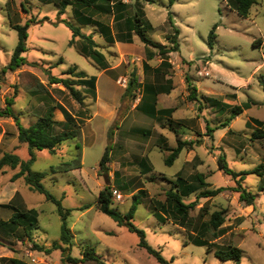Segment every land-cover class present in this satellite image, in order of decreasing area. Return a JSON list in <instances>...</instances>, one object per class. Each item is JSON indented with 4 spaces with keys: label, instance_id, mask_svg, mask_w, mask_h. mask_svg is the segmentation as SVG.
Returning a JSON list of instances; mask_svg holds the SVG:
<instances>
[{
    "label": "rangeland",
    "instance_id": "1",
    "mask_svg": "<svg viewBox=\"0 0 264 264\" xmlns=\"http://www.w3.org/2000/svg\"><path fill=\"white\" fill-rule=\"evenodd\" d=\"M56 1L0 0V110L4 109L6 99H11L10 108L25 127L52 105L57 121L65 120L60 106L79 122L77 115L87 110L89 120L80 125L76 139L63 141L52 154L45 149L30 151L26 143L17 139L14 118L2 116L0 157L12 153L21 161H28L32 155L30 170L45 173L42 185L60 200L62 207L70 209L66 219L72 235L70 255L79 258L83 249L90 247L104 264H158L137 246L135 233L97 210V193L109 186L123 196L121 201L111 199V207L121 213L128 212L133 194L139 189L144 191L131 221L143 231L147 244L169 264H264V127L263 137L255 138L256 126L252 122L253 119L264 122V92L260 84L264 78V0H256L246 17L237 14L230 0H179L172 7L169 0H139L138 15L145 26L150 25L146 26V35L152 41L167 44L166 35L171 33L168 17L178 29V52L169 57L172 91L159 95L157 105L172 107L173 111L170 117L155 120L133 109L132 104L137 86L145 79L163 85L166 80L142 72L143 59L124 47L106 43L94 25L80 24L71 6L60 11ZM135 1L128 0L126 15H135ZM91 12L95 19L112 23V14L96 9ZM63 21L91 37L96 45L94 50L105 57L106 70L83 54L86 40L77 36L69 44L72 33ZM26 22L29 26L27 49L22 54L24 62L11 70L6 67L17 43V31L11 25ZM214 24L216 37L209 49L207 35ZM257 39L262 40L261 46H253ZM132 40L133 53L138 52L137 47L145 48L136 34H132ZM158 59L149 64L155 65ZM70 68L87 77L96 75V102L84 88L76 86L84 95L80 105L65 87L48 82L49 76L71 78L65 73ZM135 74L141 76L140 82ZM186 77L197 89L194 99L190 98ZM123 79L125 84L121 85ZM244 102H249V107L231 119L230 107ZM125 115L127 119L123 120ZM151 122L163 124L162 128H155L161 132L163 143L155 142L157 135L148 134ZM170 125L182 140L192 141V147L181 150L173 164L166 165L164 159L176 145ZM135 127L141 129L135 132ZM105 148L109 162L101 169L99 160ZM145 155L152 168L148 173L141 172L138 164ZM221 155L231 170L245 174L232 178L223 173L217 166ZM78 159L79 168L58 171ZM19 169L4 166L0 170V220L8 222L13 212H19L32 241L20 226L0 225V264H11L9 258L26 264H65L60 250L50 253L42 250L59 242L61 218L57 207L42 194L31 191L22 177L12 181ZM199 173L207 186L196 191L188 189L186 185L197 183L193 177ZM236 181L253 195V205L239 201L238 192L234 191ZM218 187H224L218 195L200 196L204 189ZM170 188L179 189L183 203L195 202L188 210L189 226L157 214L153 203L164 202V193ZM215 210L224 211L221 225L224 233L216 238L209 228L202 242L195 243L200 225ZM230 246L242 250L238 261L221 260L214 255V251Z\"/></svg>",
    "mask_w": 264,
    "mask_h": 264
},
{
    "label": "trees",
    "instance_id": "2",
    "mask_svg": "<svg viewBox=\"0 0 264 264\" xmlns=\"http://www.w3.org/2000/svg\"><path fill=\"white\" fill-rule=\"evenodd\" d=\"M45 3H50L55 0H42ZM145 2H151V0H142ZM58 6L60 7V11L64 9L66 6L72 7V12L76 20L83 25H94L98 32L103 36L106 42L112 43L116 40L131 43L132 42V34H136L142 44L145 46V57L146 60H151L155 55L159 56L160 63L157 68H151L146 62L143 63L144 70H152L156 75H160L162 73L163 68L171 67L170 63L168 62L169 54L172 52H178V42H177V34L178 29L173 25L172 20L168 17V22L171 26V33L166 35L167 44H161L155 41H152L146 35V26L150 27V25L144 24V21L139 17L138 13L141 12V3L139 0L135 1L136 4V13L134 16L126 15V8L128 6L127 3L123 2L122 0H57L56 1ZM233 4L234 9L236 10L237 14L246 17L249 14V9L253 4H256V0H230ZM173 3V0H169V5ZM92 9H96L99 13L104 14H112L114 21L122 20L124 29L118 31L115 36H112L111 29L109 25L105 24L104 22L95 19L92 15ZM63 25L67 27L72 33V39L69 41V44L73 42L74 37H81L87 41V47H83L82 52L84 55L89 57L95 63L99 65V67H105V57L102 53L94 50L96 46L93 43V40L90 36H86L82 34L78 27L74 26L72 23L63 21ZM29 24L26 22L23 25L19 24H12L11 27L17 31V43L13 50L12 56L6 68L14 70L19 65L23 64L24 59L22 54L26 51V41H27V30ZM217 25L214 24L211 30L208 32L207 35V46L209 49L213 47V41L216 37L215 29ZM262 40L257 39L253 41V46H261ZM153 48L154 50H152ZM264 55V52H263ZM3 68L1 71H4ZM65 73L70 74L71 78L68 77H55L49 76L48 82L50 84H60L65 87L70 95L75 99L80 105L83 104L84 95L80 92V90L76 89L75 87H82L84 88L85 92L92 98L95 97V82L96 76L87 77L83 72H77L74 68H70ZM187 85L190 88V98H195L196 87L191 85L189 78L186 77ZM131 83V82H130ZM260 84L262 85V89L264 92V78L260 79ZM169 90V88H168ZM165 90V86H162L160 92H168ZM215 105H219L216 100H213ZM249 102H244L240 106H233L230 107V118L232 119L243 109L249 107ZM12 105L11 99H6V105L4 109L0 110V117L2 116H10L13 117L17 124V139L19 142L26 143L29 150L32 149H45L49 153L54 154L57 147L66 140L69 139H76L79 135V128L80 125L83 124L84 119H88V111L84 110L81 114L77 115V118L80 120L77 121L75 116H73L66 108L60 106L58 107L61 111L62 115L64 116V121H57L53 117V110L55 106H50L46 109L45 113L38 117V119L30 124L29 126H22L19 124L17 117L13 114L10 106ZM173 111L172 108H167L164 110L156 111L153 104H148L146 109L143 110L148 116H154L155 114H162L170 113ZM252 122L255 124V131L253 135L255 138L263 137V130L264 122L258 119H253ZM170 128L172 126L170 125ZM175 134V147L169 149V154L165 157L164 163L166 165H172L174 160L178 157L181 150L186 148L192 147V141H185L180 138V134L173 129ZM76 148H79L78 143L75 144ZM32 154V152H30ZM32 155L30 156L28 161H21L16 154L12 153H4L0 157V170L4 166H8L10 168H15L19 166L20 169L16 172L12 177L11 180L14 181L17 178L22 177L25 184L29 187L31 191L38 192L42 194L47 201L53 202L57 207V213L61 218L60 224V238L59 242L53 243L49 248H43L42 250L45 253H50L52 250H60L61 253V261L65 264H81L85 261L94 260L96 264H104L99 256L95 253L93 248L85 247L81 253L79 258L72 257L70 255L71 245H72V235L71 231L66 223L67 216L70 212V209L62 207L60 200L55 198L51 193H49L45 187L41 183V179L45 175V173L40 172H32L30 170V164L33 161ZM109 162V155L108 149L105 148L102 156L99 160V167L105 168L106 163ZM81 166L79 159L70 166H61L59 167V172L70 171L73 169H77ZM217 166L220 170L223 171L226 175L231 176L232 178L236 177L237 175H243L245 172L236 173L235 171L231 170L227 166L226 159L223 155L219 156L217 159ZM141 167H143V173H147L151 171V166L147 162V156H145L141 160ZM193 179L197 181L195 185L189 184L186 185L188 189L191 190H198L207 186V183L204 181L202 174H195ZM238 181H236L237 183ZM237 187H235L234 191L238 192V198L240 202H243L245 205H253V195L247 192L239 183H237ZM224 190V187H218L215 189H204L200 192V196L204 198L214 197L218 195L221 191ZM183 193V192H182ZM165 201H155L154 207L157 211V214L161 215L164 214L166 217L172 218L175 222H181L184 226H189V217H188V210L195 205V202H191L185 204L181 201V193L179 189L170 188L165 191ZM145 196V193L142 189H139L137 193L132 195V203L129 207L127 213H121L120 211L116 210L115 208L111 207V198H110V187L105 186L101 190H99L96 199V207L99 212L105 214L106 216L110 217L117 225L126 227L129 232L135 233L138 236L137 246L143 248L148 254L152 255L158 264H169L160 254V252L150 245L147 244L145 241L144 233L141 229H138L136 226L133 225L131 219L133 217V213L136 210L137 205L141 202V199ZM87 208V207H86ZM224 211L223 210H215L213 211L207 222H203L200 225V228L197 231L195 243L199 244L202 242V238L205 236L207 230L212 228L214 230L213 236L220 237L224 232V228L221 226L224 222ZM19 212H13L11 217L7 221H1L0 225L4 228L9 226V223L15 225L17 227L20 226L23 234L28 238V240L32 239L26 233L25 225L22 223V218ZM184 222V223H183ZM217 231V232H216ZM218 237V238H219ZM40 248V247H37ZM242 250L237 246H230L226 250H216L214 251V255L221 259V260H234L238 261L240 259ZM8 261L11 264H26L25 262L15 259L9 258Z\"/></svg>",
    "mask_w": 264,
    "mask_h": 264
},
{
    "label": "crops",
    "instance_id": "3",
    "mask_svg": "<svg viewBox=\"0 0 264 264\" xmlns=\"http://www.w3.org/2000/svg\"><path fill=\"white\" fill-rule=\"evenodd\" d=\"M123 2H125V3H127L128 2V0H122ZM178 2L179 0H173V3L170 5L171 7L173 6V4L175 3V2ZM105 24H107V23H105ZM112 24V25H111ZM111 24H107V25H109V27H110V29H111V34H112V36H115V34H117V32L118 31H121V29H124V25H123V22H122V20H119V21H114L113 20V17H112V23ZM113 28H115V30L113 29ZM99 35H100V38H102L103 40H104V38H103V36L99 33ZM105 41V40H104ZM106 43H109V42H106ZM111 44H115L116 45V47H118V48H120V47H124L125 49H127V51H128V53H131V54H133V55H136L137 57H139L141 60L143 59V62H142V69H143V63L144 62H146L151 68H157L158 66H159V63H160V58H159V56H157V55H155L151 60H153L154 58H159L158 59V63H156L155 65H150L149 64V61H151V60H146V57H145V48H143V47H137V51L138 52H136V53H133L132 52V50H133V47L131 46V45H133V40H132V42L131 43H127V42H122V41H118V40H116L115 39V41L114 42H112ZM131 46V47H130ZM175 52H172V53H170L169 54V57L172 55V54H174ZM168 57V62L170 63V65H171V62H170V58ZM105 64H106V61H105ZM100 68L101 69H104V70H106L107 69V67H101L100 66ZM171 70V67H169V68H163L162 69V73L159 75V76H161V77H163L162 79H164V80H166V83L163 85V84H154V83H152V82H150V81H148V80H144L143 82V84L142 85H138L137 86V92H136V98H135V100L133 101V109H136L137 111L138 110H140V111H142L143 112V110H145L146 109V107H147V105L148 104H153L154 105V108H155V110L156 111H160V110H164V109H167V108H163V107H157V105H158V97H159V95H162V94H165V95H168V94H170L171 93V91H172V86H171V84H172V79H171V77H170V75H169V72L168 71H170ZM147 72V73H152V74H154L155 75V73L152 71V70H144L143 69V71L142 72ZM96 76V75H95ZM135 77L136 78H138V77H141L140 75H136L135 74ZM142 79V78H141ZM96 84H97V77H96V82H95V97L93 98L94 99V101L96 102L97 101V96H98V94H97V88H96ZM162 86H165V90L167 89L168 90V88H169V90H168V92H160L161 91V88H162ZM87 94V93H86ZM119 106V105H118ZM115 108H117L116 106H115ZM114 108V111L116 110ZM119 108V107H118ZM168 108H172V107H168ZM173 109V108H172ZM129 110V109H128ZM127 113V112H126ZM171 114V113H170ZM87 115H88V113H87ZM148 116V115H147ZM88 117H90L89 115H88ZM148 117H150L151 119H153V120H155V119H157V118H160V119H162V117H170V115H168L167 113H162V114H155L154 116H148ZM125 119H127V115H125L124 117H123V120H125ZM89 120V118L88 119H84L83 121V124L86 122V121H88ZM150 126H151V131L150 132H148V134L149 135H151V136H155V135H157L158 137H157V139L155 140V142H157L158 144L159 143H163V141H164V138H163V136H162V134H161V132H158L155 128H157V129H159V128H162V126H163V124H161L160 123V126L159 125H157V123H152L151 122V124H150ZM136 128H138V127H135L134 128V131L136 132V131H139L140 129H136ZM146 156V155H145ZM145 156H142V157H140V159H139V161H138V164H139V166L141 167V160L145 157ZM80 163H81V161H80ZM151 166V165H150ZM152 169V168H151ZM141 172H143V167H141ZM148 173V172H147ZM98 194V193H97Z\"/></svg>",
    "mask_w": 264,
    "mask_h": 264
},
{
    "label": "built area",
    "instance_id": "4",
    "mask_svg": "<svg viewBox=\"0 0 264 264\" xmlns=\"http://www.w3.org/2000/svg\"><path fill=\"white\" fill-rule=\"evenodd\" d=\"M137 82H140L139 78L137 79ZM125 84V79L122 80V83L121 85H124ZM110 198L113 200V201H121L123 196L122 194L117 191L116 189L114 188H110Z\"/></svg>",
    "mask_w": 264,
    "mask_h": 264
},
{
    "label": "water",
    "instance_id": "5",
    "mask_svg": "<svg viewBox=\"0 0 264 264\" xmlns=\"http://www.w3.org/2000/svg\"><path fill=\"white\" fill-rule=\"evenodd\" d=\"M106 181H108V179H106Z\"/></svg>",
    "mask_w": 264,
    "mask_h": 264
}]
</instances>
